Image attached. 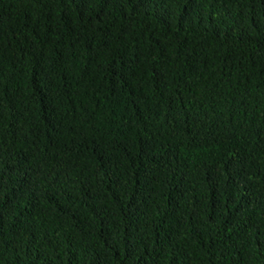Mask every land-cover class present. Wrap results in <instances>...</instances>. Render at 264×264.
<instances>
[{
  "label": "trees",
  "instance_id": "obj_1",
  "mask_svg": "<svg viewBox=\"0 0 264 264\" xmlns=\"http://www.w3.org/2000/svg\"><path fill=\"white\" fill-rule=\"evenodd\" d=\"M0 264H264V0H0Z\"/></svg>",
  "mask_w": 264,
  "mask_h": 264
}]
</instances>
